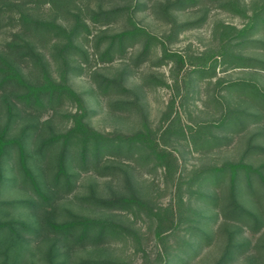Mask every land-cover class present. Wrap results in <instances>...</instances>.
Masks as SVG:
<instances>
[{"label": "trees", "instance_id": "1", "mask_svg": "<svg viewBox=\"0 0 264 264\" xmlns=\"http://www.w3.org/2000/svg\"><path fill=\"white\" fill-rule=\"evenodd\" d=\"M109 1L0 0V35H3L0 40V192L3 187L18 183L29 190L28 197L23 199H0V213L5 208H22L33 216L30 223L0 215V264H24L23 257L30 250L31 242L35 243V249L46 243L45 264H130L89 258L72 263L68 256L72 248L98 246L117 239H133L139 244L140 234L109 217L65 208H62L64 217L59 219L57 201L76 191L82 174L97 177L123 174L126 190L122 194L104 197L97 194L91 184L87 193L74 196L87 210H120L135 218L155 221L153 236L164 243L169 233H175L180 227L182 214L171 205L153 206L133 189L123 162L150 164L169 174L176 157L160 143L162 138L188 139L196 149H210L222 138L212 128L233 130L242 126L249 115L259 120L264 118V89L256 81H225L216 77L217 68L264 71L263 54L258 57L238 50L240 46L258 41L255 35L259 32L264 35V0L252 1L248 6L242 0H122L114 4ZM213 9L240 16L243 25L237 28L216 22L217 45L200 54H182L168 48V41L175 40L182 31L201 26ZM142 10H149L168 32L160 37L141 25L135 13ZM183 12L194 13L195 17L177 20V14ZM113 24L119 28L111 30L109 26ZM115 59L125 63L114 74L93 68V64L111 63ZM152 60L155 66L171 64L173 84L150 75L159 85L173 86L178 91L176 73L191 66L186 73L188 78L196 75V79H206L207 84L218 87L216 95L212 96L220 106L218 119L200 120L184 131L178 126L179 113L170 117L169 110L162 116L171 119L169 125L150 127L145 122L137 92L124 81L131 69ZM84 71L91 81L86 91L88 98L100 99L108 108L139 113L140 128L131 133L106 132L88 123L93 110L86 97L69 83L71 75H81ZM225 89L236 93L240 101L252 106L256 113L224 105L219 90ZM173 103L172 99L170 106ZM44 113L48 114L46 118ZM61 116L65 121L58 125L55 118ZM17 126V133H13ZM259 129L263 134L264 126ZM10 159L12 165L7 174L4 163ZM261 168L264 162L253 166L241 160L226 161L200 169L188 181V196L215 208L223 218L227 242L216 264L232 260L241 251L243 243L234 238L240 236L244 228L255 233L264 228V206L248 208L237 196L238 186L242 185L241 191L256 204L259 202L258 187L264 188ZM205 182L214 188L225 182L228 186L226 190L211 193L193 189ZM189 211L196 218L188 216L184 229L191 238L200 241L205 232L196 223L207 222V218L197 210L190 208ZM261 243L260 240L255 245L257 261L264 260V243ZM183 244L185 241H179L177 247ZM169 259L170 252L164 248L156 254L154 264H166Z\"/></svg>", "mask_w": 264, "mask_h": 264}, {"label": "rangeland", "instance_id": "2", "mask_svg": "<svg viewBox=\"0 0 264 264\" xmlns=\"http://www.w3.org/2000/svg\"><path fill=\"white\" fill-rule=\"evenodd\" d=\"M252 1L260 0H242L245 5H250ZM122 0H110V4L120 3ZM195 17L194 13L183 12L177 14V20L183 21ZM135 19L143 26L148 28L157 36L162 37L168 29L162 22L156 20L149 10L137 11ZM223 22L240 28L243 25V19L231 12L220 9H213L207 20L199 27L190 28L182 31L175 40L168 41L167 46L171 50L179 51L182 54H200L203 51L213 49L218 40L215 38V23ZM111 30H116L119 25L113 24L109 26ZM3 35H0V40ZM258 41L248 45L240 46L239 51L252 56L264 57V35L258 33L255 35ZM153 59V58H152ZM154 60V59H153ZM153 60L142 64L137 69H131V73L127 76L125 85L137 92L138 102L144 113L145 122L152 128L162 125H169L171 119H163L165 111H171L170 117L178 112L180 115L179 127L184 131H188V126H194L195 122L200 120L209 121L217 120L220 114L219 104L212 98L218 87L213 84H207V80L196 79V75L187 77L186 73L191 66L180 69L177 73L178 91L173 86L159 85L154 79L165 80L169 84H173L171 75V64H163L155 66ZM121 59H115L111 63L93 64V68L104 71L107 74H114L123 68ZM216 77H221L225 81L235 79H251L256 81L264 89V71H257L254 68H233L222 71L217 68ZM185 81V82H184ZM214 81V79H212ZM70 85L79 93L83 94L93 110V114L88 119V123L99 131H119L122 133H131L135 129L140 128L141 120L139 113L134 111L117 110L108 108L102 100H92L88 98L86 91L91 87V81L88 73L84 71L81 75H71L69 78ZM188 83V84H187ZM187 91V92H186ZM178 92V93H177ZM186 92V93H185ZM222 101L232 108H241L247 110L250 114H255L252 106H245L240 101L236 93H229L225 90H219ZM219 93L217 96L219 97ZM186 94V98H184ZM173 99V105L170 102ZM220 99V98H219ZM182 102V105H181ZM242 103V104H241ZM241 104V105H238ZM72 109V107H71ZM68 110H70L68 108ZM64 113V110L62 111ZM48 114L44 113L46 118ZM65 119L61 117L55 118V123L63 125ZM2 122V121H1ZM264 126V118L259 120L254 115H249L244 120L242 126L233 130H227L223 127L212 128L213 132L218 135L221 140L217 146L210 149L195 148L188 139H177L173 136L164 137L160 143L170 150L176 157L171 173H164L163 169L153 168L150 164H137L130 160H125L123 169L126 171L130 184L133 189L141 194L145 199L149 200L153 206L166 207L171 205L174 210L181 213L180 227L174 233H169L164 243L157 241L153 236L156 226L155 221L147 219L135 218L131 214L120 210H87L83 204H80L75 194L83 195L87 193L90 185L95 187L96 193L104 197L114 194H122L126 190L123 174L116 177H97L91 173L82 174L80 184L76 191L70 196L64 197L57 201V217L62 219V208L71 211L88 213L93 216L109 217L137 230L140 234V243L137 244L133 239L109 240L108 242L98 246H86L83 248H72L68 252L69 260L74 263L81 259H107L113 261H125L130 264H154V260L158 251L166 248L170 252V259L166 264H216L224 251L227 242L226 232L224 231V221L218 210L209 207L195 197H189L187 194V185L190 177L197 173L200 169L218 166L226 161H243L253 166H258L264 162V132L259 127ZM14 129L13 133H17ZM12 160L4 163L6 173H10ZM264 173V168H261ZM255 178V175L252 177ZM257 185H259L256 182ZM227 182L221 187L214 188L206 182L201 185L193 186V189H199L206 193L214 191L226 190ZM242 185L238 186V199L248 208H256L258 204L264 206V188L258 187L259 202L257 204L252 198L247 196L242 189ZM222 188V189H221ZM29 190L25 189L20 183L15 186H5L0 192L2 200H16L28 197ZM74 196V197H73ZM182 197V201L180 200ZM190 208L197 210L207 222H199L196 225L204 230V236L200 241L191 238L190 233L184 229V225L188 224V216L196 218L190 213ZM1 217H16L26 222H32L33 216L27 209H10L5 208L0 213ZM232 229V227H229ZM235 240L243 243L241 251L237 252L232 260L223 264H264V260H256L255 245L261 240L264 243V228L259 232H253L249 228H244L240 236H236ZM179 241H185V244L177 247ZM190 244V246L188 245ZM30 250H27L24 264H45L43 252L46 243H43L39 249H35V243L31 242ZM254 256V257H253Z\"/></svg>", "mask_w": 264, "mask_h": 264}]
</instances>
